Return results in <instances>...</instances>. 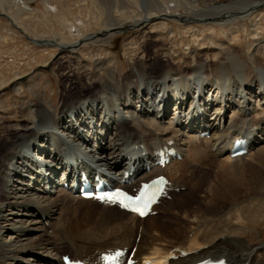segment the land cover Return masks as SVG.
Returning <instances> with one entry per match:
<instances>
[{"label":"bare ground","instance_id":"bare-ground-1","mask_svg":"<svg viewBox=\"0 0 264 264\" xmlns=\"http://www.w3.org/2000/svg\"><path fill=\"white\" fill-rule=\"evenodd\" d=\"M141 1H121L123 9L115 2L111 24L96 19L98 33L80 32L92 27L90 17L58 18L69 35L77 27L82 39H34L79 58L84 41L103 44L139 28L169 43L163 50L168 59L137 51L130 39L125 51L136 62L121 73L118 60L89 52L97 72L108 70L94 88L71 91L53 111L42 103L26 108L34 119L20 121L0 151V264H63L66 251L74 260L100 264L102 253L133 248L138 264L208 258L264 264V245L241 237L244 212L264 209V0ZM187 6L192 14H171ZM6 16L23 32L18 15ZM172 16L182 25L173 26ZM21 85L11 84L17 92ZM240 138L251 140L249 152L233 158ZM165 148L182 159L163 169L156 160ZM82 174L129 189L167 175L173 201L164 199L156 215L140 219L83 200L73 187ZM60 176L61 186L55 181ZM190 193L198 194L194 206L178 202Z\"/></svg>","mask_w":264,"mask_h":264},{"label":"rangeland","instance_id":"rangeland-1","mask_svg":"<svg viewBox=\"0 0 264 264\" xmlns=\"http://www.w3.org/2000/svg\"><path fill=\"white\" fill-rule=\"evenodd\" d=\"M121 1L126 5L130 0ZM121 1L0 0V14H10L14 18L18 15V21H20L23 26V32L18 31L7 16L0 15V151L4 147L3 143L7 141L8 134L14 128L18 127V123H21L24 120L34 119V114L32 118L30 116L26 117L27 107H34L35 105L37 106L42 103L50 111H53L54 109H52V106L56 109L59 108L62 99L67 97V95H70L71 91L75 92L74 94H77L83 92L81 90L82 87L88 89L94 88L99 80H101V77L107 76V69L101 71L103 74L96 71L94 61L90 60L87 56L89 52L95 53L96 51L97 53L99 52L103 54L101 55V58L111 57L112 59L118 60L119 63L117 67L121 73L129 72L135 61V57L129 54L130 52L128 53L125 51L126 43L130 39L136 40L134 48H137V51L138 48H142V50L147 51L150 55H153L154 52H159L160 57L168 59L164 57L163 50H166L169 47V43H160V40L163 37L158 36L151 30H147L143 35L142 30H139V28L119 32V34H116L112 40H109L110 42L108 41L103 44L100 43L95 45L92 41H84V43L79 45L76 50H79L78 53L81 54L79 58L82 57L81 59L72 56L70 53L59 54L60 51L51 43H49V45L47 43L48 46H39L33 44L27 38L29 37L38 40H44L46 38H65L67 40H75L77 38H84L78 36L80 32L82 34H86L88 31L89 33H98L100 27L98 26L99 21L96 19L102 18V23L109 22L108 24H111L110 22L112 20L110 19L116 17L114 3L116 2L120 5ZM204 1L201 2L200 5L202 8L205 7ZM212 1L215 3L229 2V0ZM143 2L145 1L143 0ZM143 5L144 4H141L140 9L142 12L145 11ZM187 7L178 8L177 10L175 9V13L171 14L175 16L192 14L189 7ZM120 8L123 9V4L122 6L120 5ZM152 10L153 11H149L151 14L155 15L156 9L153 8ZM122 11L123 10H120V13H123ZM61 17L71 21L90 17L91 21H89V25L92 27H89L90 30H80V32L76 27L75 30H73L74 35H69L68 30L66 31L67 28L65 26H63L64 29L61 27L63 24L58 19ZM106 19L107 21H104ZM168 21L170 23L173 22L172 24L173 26L175 25V27L176 25H182V22L176 21L175 17L169 18ZM80 23L81 21L79 22V25ZM170 26L169 28H172V26ZM174 29L176 30V28ZM136 30H139V35L135 33L137 32ZM135 34L136 36H132ZM250 40L252 41V39ZM43 43L46 44L45 42ZM90 45L93 46L90 47ZM247 45V42H243L242 47L245 48ZM80 51L82 52L80 53ZM187 58L188 55L185 54L184 59ZM86 63H89L90 65L87 66ZM110 66L113 68L116 64L113 62ZM180 67L182 68L183 65H180ZM2 81L5 82V85H2ZM15 82L22 83L21 87H18L19 92L11 86V84ZM34 108H32L31 111H33ZM170 109L173 110L175 108L172 105ZM109 139L111 140L112 137L109 136ZM62 177H58L55 181L59 183V181L62 180ZM59 185L61 186L62 183H59ZM182 192L186 193L185 190ZM190 194L191 195L187 194L186 196H183L185 198H182V196L181 198L179 197L180 199L178 198V202L183 205L194 206L198 194H195L196 196L194 193L193 195L192 193ZM172 201L173 198L166 200L165 202L166 204H169ZM162 209H164V206H162ZM243 216V224L246 228L243 229L241 237L244 239L246 238L252 246L264 245V209L261 210L259 207H255L251 210L245 211ZM65 254H68V251H66Z\"/></svg>","mask_w":264,"mask_h":264},{"label":"water","instance_id":"water-1","mask_svg":"<svg viewBox=\"0 0 264 264\" xmlns=\"http://www.w3.org/2000/svg\"><path fill=\"white\" fill-rule=\"evenodd\" d=\"M1 16H6V15H4V14H0ZM13 24V23H12ZM14 25V24H13ZM15 26V25H14ZM28 38V40H30L33 44H36V45H42V46H46V44H44L43 42H38V41H36V40H34V39H32V38H29V37H27ZM48 46V45H47Z\"/></svg>","mask_w":264,"mask_h":264}]
</instances>
